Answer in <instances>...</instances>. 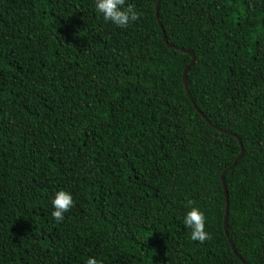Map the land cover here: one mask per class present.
Listing matches in <instances>:
<instances>
[{"label": "trees", "instance_id": "16d2710c", "mask_svg": "<svg viewBox=\"0 0 264 264\" xmlns=\"http://www.w3.org/2000/svg\"><path fill=\"white\" fill-rule=\"evenodd\" d=\"M128 4L0 0V264H264V0Z\"/></svg>", "mask_w": 264, "mask_h": 264}, {"label": "clouds", "instance_id": "9594fccd", "mask_svg": "<svg viewBox=\"0 0 264 264\" xmlns=\"http://www.w3.org/2000/svg\"><path fill=\"white\" fill-rule=\"evenodd\" d=\"M94 9L104 21L110 22L120 28L127 27L138 18V12L131 4L125 5V0H94ZM74 203L71 192L58 189L52 195V217L59 221L63 214L72 207ZM192 202L189 201V204ZM183 224L190 230V238L193 241L203 242L210 238L209 232L205 230V214L198 207H189L182 218ZM85 264H99L94 257H88Z\"/></svg>", "mask_w": 264, "mask_h": 264}, {"label": "water", "instance_id": "95a60500", "mask_svg": "<svg viewBox=\"0 0 264 264\" xmlns=\"http://www.w3.org/2000/svg\"><path fill=\"white\" fill-rule=\"evenodd\" d=\"M159 1H160V0H156V5H155V15H156V18H158V7H159ZM160 27H161V25H160ZM161 31H162V39H163V41H164L168 46H172L170 43L167 42V40H166V36H165V34H164V31H163L162 27H161ZM172 47H175V46H172ZM184 50H185L186 52H188V53L190 54V56H191V60H190L189 64L186 65V66L184 67V69H183V73H182V80H183L184 88H185V90H186V92H187V94H188V96H189V98H190V100H191L193 106L195 107V109L201 114V116H202V117H203V118H204L209 124H211L210 120H208L207 117H206L202 112H200V111L198 110L197 106L195 105V103H194V101H193V99H192V97H191V95H190V93H189L188 85H187V80H186V72L188 71V69L190 68V66L193 64V62H194V60H195V57H194L193 53L190 52L189 50H186V49H184ZM227 132L230 133V134H232V135H234V136H236L234 133H232V132H230V131H227ZM238 142H239V144H240V146H241V143H240V140H239V139H238ZM242 153H243V151H242V147H241V148H240V151H239V153H238V155L236 156V158L234 159V161H233L232 164L230 165V168L233 167V166L236 164L237 160L242 156ZM226 170H227V169L223 170L222 173H221V175H220V177H221V183H222V187H223V191H224V195H225V209H224V215H223V228H224L225 235H226L227 240H228V242H229V244H230V246H231L232 251L237 255L236 250H235L234 245H233V242H232L231 238L229 237V235H228V233H227V231H226V228H227V219H228V199H227L226 186H225V182H224V174H225V171H226ZM237 256H238V255H237ZM240 260H241L244 264H247L242 258H240Z\"/></svg>", "mask_w": 264, "mask_h": 264}]
</instances>
